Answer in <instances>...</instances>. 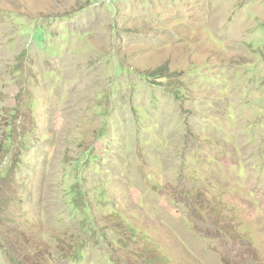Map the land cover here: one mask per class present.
I'll return each mask as SVG.
<instances>
[{"label": "rangeland", "instance_id": "1", "mask_svg": "<svg viewBox=\"0 0 264 264\" xmlns=\"http://www.w3.org/2000/svg\"><path fill=\"white\" fill-rule=\"evenodd\" d=\"M0 264H264V0H0Z\"/></svg>", "mask_w": 264, "mask_h": 264}, {"label": "trees", "instance_id": "2", "mask_svg": "<svg viewBox=\"0 0 264 264\" xmlns=\"http://www.w3.org/2000/svg\"><path fill=\"white\" fill-rule=\"evenodd\" d=\"M162 70H164V71H165V74H167V67H166V66H163V67H161L160 69L154 71L153 74H154L155 76L158 75V74H163V73L161 72Z\"/></svg>", "mask_w": 264, "mask_h": 264}]
</instances>
